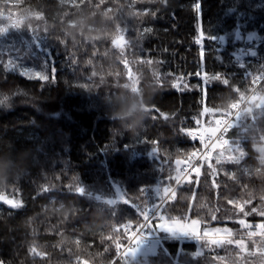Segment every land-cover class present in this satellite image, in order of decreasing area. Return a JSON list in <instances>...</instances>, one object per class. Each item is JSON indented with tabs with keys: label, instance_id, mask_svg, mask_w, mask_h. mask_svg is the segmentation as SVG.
Returning a JSON list of instances; mask_svg holds the SVG:
<instances>
[{
	"label": "trees",
	"instance_id": "1",
	"mask_svg": "<svg viewBox=\"0 0 264 264\" xmlns=\"http://www.w3.org/2000/svg\"><path fill=\"white\" fill-rule=\"evenodd\" d=\"M194 3L92 0L78 12L61 0H0V12L5 16L17 12L21 18L41 12L42 19L29 16L25 24L30 23L41 35L47 29L48 43L57 52L55 72L51 66L43 69L47 81L28 79L19 70L6 71L4 63L13 59L24 67L42 70L39 49L27 41L31 33L24 31L22 37L13 32L0 40L4 62L0 63V100L8 98L0 104V194L23 202V207L12 209L0 201V259L7 264H103L114 260L128 241L124 225L143 222L132 205L150 209L159 203L155 198L145 202L138 190L146 185L155 188L160 180L172 188L183 157L201 147L180 130L213 128L223 108L240 99L235 88L244 95L252 90L254 85L244 74L249 70L264 73V0H202L201 24ZM144 12L148 14L133 15ZM117 25L127 29L123 35L129 43L123 49L112 44L118 36ZM146 28L152 32H144ZM201 30L211 39L197 44ZM9 47L19 51H9ZM241 47L248 49L242 62L232 54ZM201 49L205 51L203 62ZM198 72L230 75L231 87L215 81L205 86ZM173 82L182 89L184 84L188 87L177 90ZM260 93L264 95V81ZM205 108L214 111L204 112ZM256 128L240 140L247 154L240 165L227 162L233 155L228 145L216 144V158H205L198 165L199 185H188L185 179L177 186L176 196L165 205L167 215H188L199 219L202 228L223 226L235 232L256 230V225L264 223V216L251 211L264 209V165L257 151L263 143L259 136L264 134V120L257 121ZM240 135L237 128L227 133L230 143ZM153 147L158 159L151 153ZM218 157L220 164L216 163ZM226 173H235L238 179ZM191 178L196 180L195 172ZM74 182L104 199H117L116 214L110 206L69 192L67 185ZM53 185L51 191H42ZM120 195L130 203L124 204ZM240 206L250 214L244 216ZM239 219L252 227H242ZM243 241L245 252L236 245L208 246L199 257L193 255L201 247L195 240L166 242L170 256L158 249L155 254L135 257L131 264H248L246 258L261 256L264 238ZM33 244L45 255L34 256L29 251ZM180 249L183 253L178 256ZM215 256L224 260L213 261ZM116 264L129 261L120 258Z\"/></svg>",
	"mask_w": 264,
	"mask_h": 264
},
{
	"label": "snow or ice",
	"instance_id": "2",
	"mask_svg": "<svg viewBox=\"0 0 264 264\" xmlns=\"http://www.w3.org/2000/svg\"><path fill=\"white\" fill-rule=\"evenodd\" d=\"M8 0H5V3H7ZM17 2H20V0H17ZM61 3H69L72 7L76 8L77 11H81V6H87L92 3V0H61ZM101 3H103V0H101ZM161 3L167 5L168 0H161ZM95 7H99V5H95ZM193 9L197 14V21L198 24L202 23L203 20V14H202V0H195V3L193 4ZM111 11V10H109ZM147 12L144 13H133V15H146ZM152 16H155V12H151ZM29 16H35L36 19H42L43 14L41 12H35V13H27L26 15L22 16L21 18L13 19L11 14L5 16L3 12H0V21H3V23H0V40L5 39L8 37L10 33H20V35L23 37L22 33L24 31H28L31 33V39L27 40L29 44L35 48L39 49L40 55L43 57L42 59V70H35L33 68H27L24 67L22 64L17 63L13 59H9L7 63H4L2 59H0V63H4V68L6 71H12L15 72L19 70V74L22 76L27 77L28 79H40L47 81L49 79V76L45 74V71L43 69L48 68L51 66V70L54 73L55 67H54V57L57 54V52L54 51V46L48 43V35H47V29L44 30V35H41L38 30L33 29L32 25L25 24V20L28 19ZM80 23H83L82 21ZM73 26L76 27L77 24L74 22ZM126 28H121L119 25H117V33L118 36L114 37L112 39L113 46L117 48L123 49L129 42L125 40V37L123 35L124 32H126ZM144 32L151 33V28L144 29ZM99 37H97L98 39ZM60 44H64V40H60L57 38ZM204 39H211L209 35H205V32L201 30L199 32V36L197 37L196 43L200 44L202 40ZM2 50V49H0ZM19 51V49L9 47V51ZM201 52L203 53V56H201L202 62L205 60V51L204 49H201ZM200 52V53H201ZM147 63H152L151 60L146 61ZM126 64V62H125ZM241 68H244V64H240ZM198 77L201 78L203 84L206 86L210 84L211 82H219L224 86L231 87V76L227 75L222 72H217L209 75L207 72H203V75L198 72L196 73ZM245 79H249L250 83L252 85L258 84L260 81H264V73H261L260 75H256L252 72L246 71L244 74ZM172 87L177 90H183L188 87L187 84L183 85V89L181 88L180 83L173 82ZM202 93L206 95V88H201ZM234 91L240 93V99L236 102H232L230 107L225 109V115H231V110H237L235 112V119L224 121V120H217L216 125L217 127L211 128V129H204V132L200 133L199 136H197V131L193 129H181L180 131L185 133L187 136L191 137V139L196 140L199 138L200 142L206 149L215 148V144L209 145L205 140L204 133H208V139L211 140L212 136H214L218 131L221 133L219 137H217V140H222V145H228V151L232 152L233 155L228 157V161L230 163L240 165L241 161H243L244 157L247 155L244 149L241 147L240 140L246 139L247 136H245V133H255L257 131L256 128V122L259 120H264V95H259L255 88L252 90V95L250 97H245L244 93L240 92L239 88H235ZM8 98L4 97V100H0V104L4 103ZM247 99V104L249 106L245 107L244 109L240 110V103L245 101ZM203 102V98H202ZM158 111V110H157ZM214 111V109H208L205 108L204 112H210ZM161 116L164 117V119H168V116H166L164 113H160ZM251 120L252 123L248 124L245 123L246 120ZM197 124L199 125V121L197 120ZM222 125V127H221ZM230 128H237L240 130L241 135L239 136V139L232 141L230 143L229 140L223 139V134L227 133ZM253 140L256 139V136H252ZM259 141L264 142V134H261L259 136ZM155 143V142H153ZM257 151L260 153V164L264 165V144H261L258 146ZM151 153L158 159V150L153 147L151 149ZM194 154V153H193ZM177 165L180 164V161H176ZM217 164L221 163V158L218 157L216 160ZM209 168L212 169V173H216V169L210 164ZM159 170H162V168H159ZM192 171L196 174V180L193 181L191 178V175L188 174L186 179V183L188 185H199V176H200V169L199 167H193ZM247 171V169H245ZM259 171V169H257ZM183 170H178L177 175L174 177L177 185H182V179L181 174ZM231 179H238L236 177L235 173H226ZM169 179H173V177H169ZM74 181H78V178H74ZM214 185L216 187H219V185H216L214 182ZM55 185L44 187L42 189L43 192H49L54 188ZM67 190L69 192H74L78 194L79 196L84 197H90L93 201L100 202L103 205L110 206V209L113 213V215L116 214V208L115 206L118 203V200L115 198H108L104 199L101 195L94 194L88 190H86L81 183L74 182L73 184L67 185ZM117 193H120L121 191L119 189L115 190ZM139 193L145 198V202L148 200H151L153 198L158 199V204H153L150 209H141L139 205H132L136 208V211L139 213L140 216L143 217V222L140 223L137 221V230L132 232L131 236L129 237V240L133 243H131V246L126 249L124 253L121 255V259H125L129 261V264L133 261V259L137 256V254H143L148 251L149 248L155 247L157 250H160V253L167 257L170 256L169 251H165V243L166 242H180L183 243L186 240H195L198 243L201 244L200 249H198L193 255L195 257H199L203 255V249L204 247L211 246L212 249L217 248H226L230 245H236L240 248L241 251L245 250V245L243 242V239H234L233 238V230L231 228H213L211 229V232L207 228L201 229V221L199 219H193L190 218L188 215H184L181 217H172L170 215H167L165 205L168 204V201L176 196V191L173 190L170 186L164 184L163 180L158 181L155 188H153L151 185H146L138 190ZM192 198H195V191L192 192ZM120 200L124 204H129L130 201L128 199H124L123 195H120ZM0 201H3L5 204L9 205L12 209H19L23 207V202L19 199H8L4 195L0 194ZM229 204L234 203V201L229 200ZM64 206L61 205V209ZM189 210L191 211V205L189 206ZM240 212L243 213L244 216H248L250 213L244 211V207L240 206ZM73 211H75L73 209ZM251 211L253 213H257L260 216H264V209L257 210L256 208H252ZM65 219L68 217V213H64ZM212 220H216L217 217L213 215ZM242 227L244 228H251L252 226L244 219H239L237 221ZM132 225V222L129 221L128 224L124 225L125 229H130ZM257 229L260 230L259 235L261 237H264V223L258 224L255 226ZM223 233V235H220ZM256 233H249V235H255ZM79 243V241H77ZM120 245H117V248H119ZM29 251L34 256H43L45 255L43 252H38L36 246L33 244ZM260 254L264 256V247H261L259 249ZM183 253V249H180L177 253V255H181ZM223 261L224 257L221 256H215L213 257V261ZM0 264H7V262L3 259H0ZM179 264V262H177ZM187 264V262H185Z\"/></svg>",
	"mask_w": 264,
	"mask_h": 264
},
{
	"label": "built area",
	"instance_id": "3",
	"mask_svg": "<svg viewBox=\"0 0 264 264\" xmlns=\"http://www.w3.org/2000/svg\"><path fill=\"white\" fill-rule=\"evenodd\" d=\"M251 95H252V92L247 97H250ZM234 102H236V101H234ZM246 103H247V99L240 103V110L243 108V106ZM229 107H227V108H229ZM227 108L223 109L222 113L218 117V120L229 121V120H234L235 119V112L237 110H231V115H225V109H227ZM221 127H222V125H221ZM200 133L201 132L197 131V136H199ZM204 135H205L206 142L209 145H211V144H214L216 141H218L217 137H219L221 135V133L218 131L214 136H212L211 140L208 139V135L207 134H204ZM223 139H227V133L223 134ZM196 140L200 141L199 138H197ZM220 141L222 142V140H220ZM205 157H213V152H212V148L206 149L204 147V145H203L202 148H200L196 152H194V154L192 153L189 156L185 157L183 162H182V166H181V170H183V172H182L183 176H182L181 179L187 177L188 174H191L193 172L192 168L193 167H197L198 163ZM136 230H137V228H130V229H128L127 233H128L129 236H131L132 232H134ZM235 236H240L241 237V236H244V235L235 234ZM131 243H132L131 241L128 242L126 247L119 252L118 257L122 255L124 250L126 248H128L131 245ZM114 263L115 262H113L111 264H114ZM106 264H108V263H106Z\"/></svg>",
	"mask_w": 264,
	"mask_h": 264
},
{
	"label": "rangeland",
	"instance_id": "4",
	"mask_svg": "<svg viewBox=\"0 0 264 264\" xmlns=\"http://www.w3.org/2000/svg\"><path fill=\"white\" fill-rule=\"evenodd\" d=\"M9 14H11V13H9ZM9 14H7V15H9ZM11 16H12V18L13 19H17V18H20V16L18 15V13L17 12H13V14H11ZM0 23H3V21H0ZM247 48L246 47H241V48H239V49H237V50H235L234 51V56H235V58L237 59V60H239L240 62H242L243 61V59H244V57L245 56H247ZM136 87H138V90H139V86H138V84H135V90H137L136 89ZM215 127H217L216 126V124H214V126H213V128H215ZM261 144H264V142L263 143H261ZM260 144V145H261ZM215 149V148H214ZM201 226V225H200ZM213 228H216V227H211V229H213ZM201 229H202V227H201ZM243 240H246V239H243ZM244 242V241H243ZM247 249H250L249 247H247ZM246 249V250H247ZM158 250L153 246V247H151V248H149L148 249V251L147 252H145V253H143V254H137V256H142V257H144V256H147L148 254H155L156 252H157ZM244 252H245V250H244ZM256 253H258L259 251H258V249L255 251ZM136 256V257H137ZM247 259V260H246ZM245 259V261L248 263V264H264V256H258V255H256L255 257H249V258H246ZM243 260L244 259H242V258H240L239 259V261L240 262H243Z\"/></svg>",
	"mask_w": 264,
	"mask_h": 264
},
{
	"label": "water",
	"instance_id": "5",
	"mask_svg": "<svg viewBox=\"0 0 264 264\" xmlns=\"http://www.w3.org/2000/svg\"><path fill=\"white\" fill-rule=\"evenodd\" d=\"M136 89H137V91H139V90H138V87H136Z\"/></svg>",
	"mask_w": 264,
	"mask_h": 264
},
{
	"label": "bare ground",
	"instance_id": "6",
	"mask_svg": "<svg viewBox=\"0 0 264 264\" xmlns=\"http://www.w3.org/2000/svg\"><path fill=\"white\" fill-rule=\"evenodd\" d=\"M8 199H11V198H8Z\"/></svg>",
	"mask_w": 264,
	"mask_h": 264
},
{
	"label": "crops",
	"instance_id": "7",
	"mask_svg": "<svg viewBox=\"0 0 264 264\" xmlns=\"http://www.w3.org/2000/svg\"><path fill=\"white\" fill-rule=\"evenodd\" d=\"M261 224V223H260Z\"/></svg>",
	"mask_w": 264,
	"mask_h": 264
}]
</instances>
